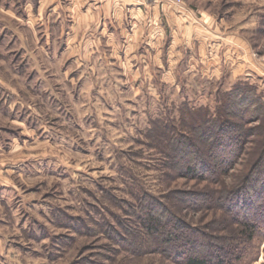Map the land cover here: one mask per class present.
<instances>
[{
  "label": "rangeland",
  "instance_id": "obj_1",
  "mask_svg": "<svg viewBox=\"0 0 264 264\" xmlns=\"http://www.w3.org/2000/svg\"><path fill=\"white\" fill-rule=\"evenodd\" d=\"M24 1L0 0V264H179L151 250L138 219L143 195L205 233H224L227 212L198 210L187 197L226 189L244 198L242 177L256 183L258 171L248 176L245 169L264 138L259 120L237 121L252 136L215 183L182 177L146 130L156 119L178 126L186 109L214 111L238 83L264 102V0H182L195 15L212 17L202 23L212 56L197 59L199 72L178 75V84L154 77L152 89L138 90L123 82L118 64L90 71L71 59L65 18L59 26H34V38L19 19ZM187 49L182 68L191 63ZM37 68L41 76L33 74ZM127 228L140 230L141 253L126 250ZM241 249L236 264H264V231Z\"/></svg>",
  "mask_w": 264,
  "mask_h": 264
},
{
  "label": "trees",
  "instance_id": "obj_2",
  "mask_svg": "<svg viewBox=\"0 0 264 264\" xmlns=\"http://www.w3.org/2000/svg\"><path fill=\"white\" fill-rule=\"evenodd\" d=\"M251 89H245L242 83L234 85L221 95L214 111L199 108L189 113L185 108L180 113L178 126L174 125L173 119L170 122L156 119L146 130V136L151 142L161 144L163 158L177 164V172L182 177L206 183L219 182L241 155L245 136H252V132L245 134L243 124L237 121L259 120L258 129L264 136V102ZM259 148L257 159L251 160L245 169L248 176L258 171L256 183L251 185L243 177L238 183L242 188L240 191L247 190L244 198L235 190L226 189L221 195L200 191L187 197L198 210L219 206L227 212L229 218L221 222V226L225 225L224 233H205L171 208L143 195L141 200L145 205L138 219L145 234L152 239L154 249L151 250L161 252L179 264H236L241 245L264 231V138L259 141ZM127 229L132 244L126 247L125 240L128 239L117 233L121 246L125 244L126 250L135 247L134 252L141 253L144 241L140 239V230Z\"/></svg>",
  "mask_w": 264,
  "mask_h": 264
},
{
  "label": "crops",
  "instance_id": "obj_3",
  "mask_svg": "<svg viewBox=\"0 0 264 264\" xmlns=\"http://www.w3.org/2000/svg\"><path fill=\"white\" fill-rule=\"evenodd\" d=\"M10 5L5 4V10L13 15ZM21 9L24 14L21 13L19 19L29 26L34 38H38L34 26H59L65 18L68 26L65 50L72 55L71 59L82 60V66L90 71H99L100 64L105 67L118 64L120 73L128 77L123 82L137 90L144 84L152 89L154 77L161 83L178 84V75L198 71L194 67L197 59L201 60L203 55L212 56L211 35L202 27L203 21H212V17L203 16L198 10L197 16L192 8L182 3L169 0H25ZM43 12H46L44 17ZM185 47L190 52L191 63L182 68L180 60L186 52ZM34 70L33 74L41 76L40 69Z\"/></svg>",
  "mask_w": 264,
  "mask_h": 264
},
{
  "label": "built area",
  "instance_id": "obj_4",
  "mask_svg": "<svg viewBox=\"0 0 264 264\" xmlns=\"http://www.w3.org/2000/svg\"><path fill=\"white\" fill-rule=\"evenodd\" d=\"M172 1H174V2H176L178 4H180L182 2V0H172Z\"/></svg>",
  "mask_w": 264,
  "mask_h": 264
}]
</instances>
